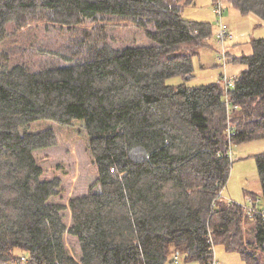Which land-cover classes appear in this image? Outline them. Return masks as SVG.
<instances>
[{
	"label": "trees",
	"instance_id": "16d2710c",
	"mask_svg": "<svg viewBox=\"0 0 264 264\" xmlns=\"http://www.w3.org/2000/svg\"><path fill=\"white\" fill-rule=\"evenodd\" d=\"M227 1L264 20V0ZM189 5L0 0V264L23 254L30 264H211L218 243L264 264V219L222 195L231 146L264 138V36L234 59L246 68L233 87L189 84L214 35L211 22L186 18ZM107 16L153 43L115 48ZM39 28L63 32L58 49L40 45ZM8 46L27 57L12 60ZM80 139L99 190L65 202L61 166L36 152ZM256 163L264 198V152Z\"/></svg>",
	"mask_w": 264,
	"mask_h": 264
},
{
	"label": "rangeland",
	"instance_id": "374dc122",
	"mask_svg": "<svg viewBox=\"0 0 264 264\" xmlns=\"http://www.w3.org/2000/svg\"><path fill=\"white\" fill-rule=\"evenodd\" d=\"M223 8V23L227 25V36L224 43H220L217 33L220 29L218 16L214 9L218 0H197V5L185 7L186 18L209 21L213 24L214 35L212 42L208 46L201 48L200 54L194 56L195 77L188 81L189 84H205L222 79L224 75L229 78L235 77L240 71L246 68L245 63L235 62L236 57L251 54L253 51L251 40L254 37L264 36V25H257L248 16L240 13L233 17H228L229 8L227 0H220ZM242 15V16H241ZM229 20V21H228ZM107 32L109 43L115 48L125 46L150 45L153 42L147 37L144 29L136 26L130 20L117 19L110 16L106 17ZM231 25H230V24ZM239 30L250 28L249 32L241 35L234 29ZM232 30H231V28ZM40 45H48L51 49H58L64 40L61 30L46 32L40 28L35 33ZM28 36V35H24ZM24 36H19L18 42L25 40ZM67 36H65L66 38ZM41 41V42H40ZM12 46V43H9ZM6 55L12 60L24 59L25 55L16 52L14 56L8 48ZM221 55L226 56V63L219 60ZM234 60V62L232 61ZM182 82L181 76H175L169 83L178 84ZM264 152V138L247 141L231 146V169L226 186L222 189L224 198L243 204L244 207L250 205L248 195L256 193L254 199H259V206L264 207V198L260 197L261 185L257 171L256 156ZM40 163L54 170L57 166L62 168L64 174V195L63 201L67 202L70 198L87 195L89 191L99 190V186L93 187L94 174L91 171L86 145L83 139L68 143L58 144L36 152ZM251 197V196H250ZM67 217V215H66ZM69 218V216H68ZM68 221V220H67ZM66 243L70 252L79 259L81 250L76 237L67 235ZM214 257L218 260L217 264H247V262L236 251H229L221 243L215 244ZM2 264H9L2 263ZM176 264H196L185 263L182 259Z\"/></svg>",
	"mask_w": 264,
	"mask_h": 264
},
{
	"label": "built area",
	"instance_id": "2783aa9c",
	"mask_svg": "<svg viewBox=\"0 0 264 264\" xmlns=\"http://www.w3.org/2000/svg\"><path fill=\"white\" fill-rule=\"evenodd\" d=\"M223 8L224 7L221 5L220 0H218V4L215 6L214 12L218 16V24L220 26V29L217 33V38H218V41L222 44L224 43L225 38L227 36V25H225L223 23ZM219 60L225 64L226 63V56L221 55ZM222 81H223L225 87L228 89V88H231L234 86L235 77L229 78L226 75H224L222 77ZM231 108H232V106H231ZM233 134H234V131L231 130L230 135H233ZM248 200H250L251 204L248 205L247 207H245L246 211H248V213H250V214L258 213L264 219V207L259 206V199H254L253 197H249ZM212 247H213V257H212L211 264H217L218 260L214 257L215 244H213ZM180 260H181V257L176 256L175 257V264L178 263ZM9 264H30V263H29L28 257L23 254V255H21V257L18 260L14 261V262L11 261V262H9Z\"/></svg>",
	"mask_w": 264,
	"mask_h": 264
},
{
	"label": "crops",
	"instance_id": "0c3cea01",
	"mask_svg": "<svg viewBox=\"0 0 264 264\" xmlns=\"http://www.w3.org/2000/svg\"><path fill=\"white\" fill-rule=\"evenodd\" d=\"M224 6V5H223ZM227 7L229 8V13H228V17H235L236 16H240L238 14H240L241 12L239 10H237L236 8L232 7L230 4H227ZM225 8V7H224ZM242 16V15H241ZM246 16H248V18L253 21L255 24L257 25H264V20L258 16L257 14L253 13V12H250L248 13ZM229 21V20H228ZM230 24V23H229ZM231 25V24H230ZM231 28V27H230ZM234 29L239 32L241 35H243L245 32H249L250 31V28H247L246 30H239L238 27L235 25L234 26ZM232 30V28H231ZM250 197V195H248V198ZM260 199V198H259Z\"/></svg>",
	"mask_w": 264,
	"mask_h": 264
}]
</instances>
